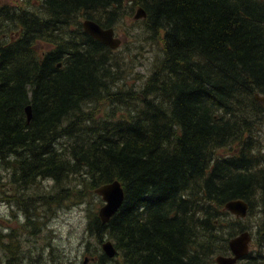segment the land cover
<instances>
[{"label":"trees","instance_id":"1","mask_svg":"<svg viewBox=\"0 0 264 264\" xmlns=\"http://www.w3.org/2000/svg\"><path fill=\"white\" fill-rule=\"evenodd\" d=\"M125 1L0 5V167L12 164L11 181L23 187L69 176L91 190L120 181L110 220L89 217L100 247L93 264L115 260L101 250L105 233L121 264H216L247 229L256 248L239 262L264 264V103L255 98L264 96V0H128L161 42L139 85L126 84L125 56L81 24L114 27ZM101 103L108 109L96 118L90 106ZM41 193L47 207L70 195ZM237 198L249 204L243 219L224 209ZM4 250V264L26 258L14 257L23 248Z\"/></svg>","mask_w":264,"mask_h":264},{"label":"rangeland","instance_id":"2","mask_svg":"<svg viewBox=\"0 0 264 264\" xmlns=\"http://www.w3.org/2000/svg\"><path fill=\"white\" fill-rule=\"evenodd\" d=\"M40 3L41 0H0V5H17L30 10H37ZM137 6L129 4L126 0L125 12L114 25L115 33L119 37H124V41L116 49H118L117 53L125 56L121 64L128 68L125 79L127 85H139L150 74L153 58L160 52L161 47V42L152 43L150 34L144 32L140 18L134 19ZM90 108L95 112V117L99 118L102 117L108 106H103L101 103L90 106ZM260 130L259 141L264 148V122ZM228 152L230 151H226V153ZM13 173H15V167L12 164L9 167H0L1 264H4L2 262H5L4 257L7 255L4 244L12 247L16 253L23 248L22 252L19 251L14 256L16 258L25 256L22 264H37L39 261H44L42 264L50 263V258L56 264L61 260H65L66 264H83L85 256L91 257L98 254L100 251L98 242L88 234L87 227L89 217L93 213H97L103 204V199L99 194H96L84 183L82 184L80 177L69 176L67 181L65 180L57 187L51 179L32 182L23 187L11 181ZM53 188L54 193L58 191L63 195L68 192L70 195L68 194L65 199L61 198L59 203L52 202L50 207L38 204L41 200L40 195L43 196L41 192L52 191ZM66 188L67 190H64ZM55 194L60 196L58 193ZM35 201L37 202L35 203ZM255 204L257 205V203ZM260 204L262 203L259 202ZM260 206L257 205L254 208L255 216H249V225L253 226L256 223ZM26 215H30L36 224L24 225ZM48 245L53 248V256H49L50 247ZM250 246L253 249L256 248L255 244H250ZM9 254L11 253L9 252ZM92 262L89 261L88 264H93ZM121 263V258L109 261V264ZM238 264L243 263L239 262Z\"/></svg>","mask_w":264,"mask_h":264},{"label":"water","instance_id":"3","mask_svg":"<svg viewBox=\"0 0 264 264\" xmlns=\"http://www.w3.org/2000/svg\"><path fill=\"white\" fill-rule=\"evenodd\" d=\"M144 10L140 7L134 14V18L145 17ZM83 30L88 33L92 38L100 41L104 45L111 49H115L122 43V37L114 36L113 27H101L96 21L92 19L85 18L81 22ZM255 98L258 101L264 103V96L256 94ZM27 119L31 118L30 108L27 107L26 110ZM96 194H99L103 199L102 206L98 209V214L103 222H106L110 217L118 210L122 200L124 198L123 188L120 186L119 182L111 181L109 183H104L99 185L94 189ZM224 208L233 214L237 218H243L247 214L248 203L244 199H231L224 204ZM251 234L249 231H242L234 235L228 241V247L230 254L223 255L219 254L215 257L216 264H235L239 259L245 256L249 251V246L251 243ZM116 252V251H115Z\"/></svg>","mask_w":264,"mask_h":264},{"label":"bare ground","instance_id":"4","mask_svg":"<svg viewBox=\"0 0 264 264\" xmlns=\"http://www.w3.org/2000/svg\"><path fill=\"white\" fill-rule=\"evenodd\" d=\"M140 8V7H139ZM82 21H83V19H82ZM83 27V26H82ZM116 32V31H115ZM116 57V56H115ZM59 66H61V63L59 64ZM261 102V101H260ZM261 103H263V102H261ZM27 107H29L30 108V112H31V118H32V109H31V105H28ZM26 110H27V108H26ZM31 118L28 120V121H30L31 120ZM114 181H117V182H119V184H120V186L122 187V185H121V183H120V181L119 180H114ZM113 182V181H112ZM1 191V190H0ZM1 193V192H0ZM12 199V198H11ZM123 201V200H122ZM122 204V203H121ZM121 206V205H120ZM98 212V211H97ZM260 212V211H259ZM116 213V212H115ZM114 213V214H115ZM113 214V215H114ZM99 215V214H98ZM112 215V216H113ZM111 216V217H112ZM98 217V216H97ZM100 217V216H99ZM110 217V218H111ZM110 220V219H109ZM108 220V221H109ZM108 221H106V222H103V223H107ZM25 223H28V222H25ZM36 223H34V225H35ZM91 224V223H90ZM91 226V225H90ZM245 231H248V230H245ZM107 234L105 233V236H106ZM103 237V236H102ZM107 238H108V235L106 236ZM107 238H105L104 237V241H103V243H101L100 242V244H101V248H102V251L105 253V255H107L108 257H109V259L111 258H116V256H117V251H116V247H115V245H114V243H113V241L112 240H110V239H107ZM231 239V238H230ZM100 241V240H99ZM116 251V252H115ZM103 253V254H104ZM52 254V253H51ZM102 254V255H103ZM96 255V254H95ZM101 255V254H100ZM100 257V256H99ZM120 257V256H119ZM108 259V260H109ZM110 259V260H111ZM54 260V259H53ZM96 260V257L93 255V256H85V258H84V261H83V264H88V262L89 261H95ZM107 260V259H106ZM107 260V261H108ZM62 261V260H61ZM106 261V262H107ZM109 262V261H108Z\"/></svg>","mask_w":264,"mask_h":264}]
</instances>
